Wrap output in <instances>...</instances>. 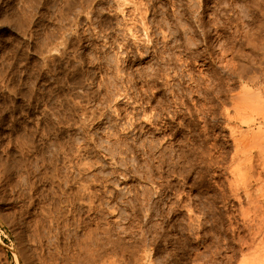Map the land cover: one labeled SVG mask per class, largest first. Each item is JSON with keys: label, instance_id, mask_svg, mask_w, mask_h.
I'll return each mask as SVG.
<instances>
[{"label": "rangeland", "instance_id": "374dc122", "mask_svg": "<svg viewBox=\"0 0 264 264\" xmlns=\"http://www.w3.org/2000/svg\"><path fill=\"white\" fill-rule=\"evenodd\" d=\"M0 264H264V0H0Z\"/></svg>", "mask_w": 264, "mask_h": 264}, {"label": "bare ground", "instance_id": "6f19581e", "mask_svg": "<svg viewBox=\"0 0 264 264\" xmlns=\"http://www.w3.org/2000/svg\"><path fill=\"white\" fill-rule=\"evenodd\" d=\"M256 137V136H255Z\"/></svg>", "mask_w": 264, "mask_h": 264}]
</instances>
